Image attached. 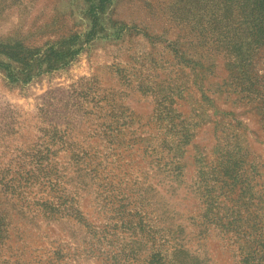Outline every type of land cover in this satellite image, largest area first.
<instances>
[{"label": "rangeland", "instance_id": "1", "mask_svg": "<svg viewBox=\"0 0 264 264\" xmlns=\"http://www.w3.org/2000/svg\"><path fill=\"white\" fill-rule=\"evenodd\" d=\"M223 2L0 0V264H264V48L214 49Z\"/></svg>", "mask_w": 264, "mask_h": 264}, {"label": "trees", "instance_id": "2", "mask_svg": "<svg viewBox=\"0 0 264 264\" xmlns=\"http://www.w3.org/2000/svg\"><path fill=\"white\" fill-rule=\"evenodd\" d=\"M232 6L243 20L236 19L229 27L226 17L219 20H205V29L215 28L217 31L208 32L207 37L214 44V49L228 56L230 66L247 74L258 49L264 48V0H224L223 7ZM246 15V16H245ZM232 28V29H231ZM234 31V36L230 33ZM49 214L57 212L53 207L48 208Z\"/></svg>", "mask_w": 264, "mask_h": 264}]
</instances>
